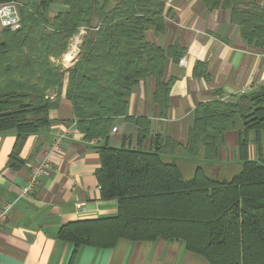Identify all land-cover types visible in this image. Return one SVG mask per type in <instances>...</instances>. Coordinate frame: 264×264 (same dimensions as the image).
Returning <instances> with one entry per match:
<instances>
[{
  "label": "trees",
  "instance_id": "16d2710c",
  "mask_svg": "<svg viewBox=\"0 0 264 264\" xmlns=\"http://www.w3.org/2000/svg\"><path fill=\"white\" fill-rule=\"evenodd\" d=\"M16 1L20 27L0 28V132L24 136L46 128L48 111L59 104L65 72V98L86 139H107L116 117L136 126L135 147H98L100 197L115 199L117 210L58 228L57 237L74 247L71 257L82 245L112 248L119 239H163L182 241L209 264H264V156L247 157L250 143L257 150L262 145L264 87L234 101L199 102L186 143L179 147L168 136L152 133L148 117L128 115L131 89L146 79L153 81L160 116L170 104L173 78L166 79V68L169 61L179 62L185 47L178 42L160 47L146 38L147 29L164 31L166 0ZM54 2L68 9L52 14ZM202 2L207 9H228L241 36L264 47V0ZM81 27L87 34L65 71L52 59L65 52ZM193 75L208 79L207 63L196 61ZM227 130L236 132L241 161L230 177H215L196 166L185 178L175 162L161 155L172 145L187 156L216 159Z\"/></svg>",
  "mask_w": 264,
  "mask_h": 264
},
{
  "label": "crops",
  "instance_id": "0c3cea01",
  "mask_svg": "<svg viewBox=\"0 0 264 264\" xmlns=\"http://www.w3.org/2000/svg\"><path fill=\"white\" fill-rule=\"evenodd\" d=\"M49 8L52 14L68 9L58 2ZM163 15L164 31L147 29L146 38L160 47L178 42L185 47L181 58L186 64L169 61L167 65L166 79L172 77L173 82L164 117L153 101L151 79L131 89L128 115L148 117L152 133L168 136L180 147L186 143L192 111L199 102L234 101L264 87V47L241 36L228 9H207L202 0H166ZM86 34L83 31L77 37L82 41ZM93 34L94 29L89 30V35ZM198 60L207 63L208 79L193 75ZM66 82L67 78L63 79L58 106L48 111L46 128L24 136L14 130L0 132V206L12 204L0 226V264H209L202 255L187 250L182 241L163 239H119L112 248L82 245L71 257L74 247L57 237L58 228L67 222L113 216L117 210L115 199L100 197L95 177L100 164L98 147L105 143L135 147L136 126L116 117L111 124L115 130L108 138L95 137L97 141L91 143L77 128L71 103L65 98ZM245 87L246 92L241 94ZM50 93L53 98L56 91ZM57 136H62L59 149L48 153ZM261 142L259 150L254 143L249 144V159L264 156V135ZM167 150L176 153L172 145ZM46 158L51 164L49 174L39 178L31 194L21 196L31 165ZM240 163L236 132L227 130L221 154L206 161L205 169L219 177L217 173H222L225 165Z\"/></svg>",
  "mask_w": 264,
  "mask_h": 264
},
{
  "label": "built area",
  "instance_id": "2783aa9c",
  "mask_svg": "<svg viewBox=\"0 0 264 264\" xmlns=\"http://www.w3.org/2000/svg\"><path fill=\"white\" fill-rule=\"evenodd\" d=\"M20 22H21L20 15L18 12V6L16 2L15 1L0 2V28H9L11 30H15L20 27ZM77 51L78 50H76V53ZM68 54L70 55L71 58H73L75 55V52L72 53L69 50ZM179 63L181 65H185L186 61L184 58H181L179 60ZM246 89H247L246 87L241 88L240 93L241 94L245 93ZM111 130L114 131L115 128L113 127ZM61 138L62 136H57L53 139V141L49 145L48 153L56 152L59 149V143L61 141ZM90 142L95 143L96 139L92 138L90 139ZM50 170H51V164H50L49 159L47 158L45 160L32 164L29 170L26 182L21 188L20 195L25 196V195L31 194L35 186L38 184L39 178L42 175L49 174ZM11 208H12L11 203H5L2 206H0V226L5 223L7 219V215L9 211L11 210Z\"/></svg>",
  "mask_w": 264,
  "mask_h": 264
},
{
  "label": "rangeland",
  "instance_id": "374dc122",
  "mask_svg": "<svg viewBox=\"0 0 264 264\" xmlns=\"http://www.w3.org/2000/svg\"><path fill=\"white\" fill-rule=\"evenodd\" d=\"M8 1H15L17 6L19 5V3L16 0H8ZM2 2H5V1H2ZM83 30L86 31L85 28L81 27L77 33L83 32ZM77 33L71 38L69 45H68L67 49L65 50V52H63V54L60 57L52 59L53 61L56 62V64H59L62 67V69H64L65 71L67 70V68L72 66V64L75 62V60L77 59L78 54H79L80 44L82 41L79 40V38L77 37ZM69 50L72 53L76 52V50H78V51H77V53H75L73 58H71L69 55V60H66L65 55H66V53L68 54ZM65 73H67V72H65ZM65 78H67V74H64V79ZM49 94L51 95V93H49ZM112 128L113 127H111V129ZM111 129H110V131H111ZM110 131H109V133H110ZM97 139H96V141H97ZM175 152L176 153H169V152L162 153L161 155L165 160L175 162L180 167L182 174L185 178H189L192 176L193 170L196 166H202L203 168L208 169V165L207 166L205 165V162L209 161L208 159H204L202 156L201 157H199V156L198 157L187 156L183 152V150L180 148H176ZM215 165H216V163H215ZM238 166H239V164L238 165H236V164L225 165V168H222V169H224L225 172L224 171L222 173L218 172L217 174L219 177H223V175H227V174H232L238 169L237 168ZM209 171H210L209 172L210 175L216 176V174L214 172H212L211 170H209Z\"/></svg>",
  "mask_w": 264,
  "mask_h": 264
},
{
  "label": "bare ground",
  "instance_id": "6f19581e",
  "mask_svg": "<svg viewBox=\"0 0 264 264\" xmlns=\"http://www.w3.org/2000/svg\"><path fill=\"white\" fill-rule=\"evenodd\" d=\"M65 59H66V60H69V54H66V55H65Z\"/></svg>",
  "mask_w": 264,
  "mask_h": 264
}]
</instances>
